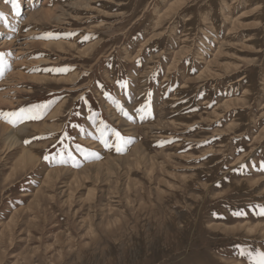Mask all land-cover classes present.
<instances>
[{
	"label": "rangeland",
	"instance_id": "374dc122",
	"mask_svg": "<svg viewBox=\"0 0 264 264\" xmlns=\"http://www.w3.org/2000/svg\"><path fill=\"white\" fill-rule=\"evenodd\" d=\"M18 10L0 0V113L48 107L0 115V264H255L264 0Z\"/></svg>",
	"mask_w": 264,
	"mask_h": 264
},
{
	"label": "snow or ice",
	"instance_id": "6c2138e0",
	"mask_svg": "<svg viewBox=\"0 0 264 264\" xmlns=\"http://www.w3.org/2000/svg\"><path fill=\"white\" fill-rule=\"evenodd\" d=\"M13 7L17 10V14H19L18 10V0H11ZM51 33L46 34V36H51ZM87 39V37H85ZM4 53H0V64H3ZM51 71H64V69H52ZM48 104H41V105H33L31 109H24L21 108L15 112H7V113H0L6 119H8L9 123L15 124L18 120H33V119H40L41 114L44 110H46ZM113 134L117 138V150H121L122 143L124 142L125 138L118 132L113 130ZM105 146H108L107 141H105ZM47 159V157H45ZM259 208L258 214L264 216V206H257ZM236 215H242L243 213H235ZM241 255H245V250H240ZM251 259L255 261V264H264V252H259L256 254L255 257L252 256L251 253H247Z\"/></svg>",
	"mask_w": 264,
	"mask_h": 264
},
{
	"label": "bare ground",
	"instance_id": "6f19581e",
	"mask_svg": "<svg viewBox=\"0 0 264 264\" xmlns=\"http://www.w3.org/2000/svg\"><path fill=\"white\" fill-rule=\"evenodd\" d=\"M76 5V4H75ZM74 5V6H75ZM80 7V6H79ZM82 7V6H81ZM49 16L51 15L50 11L48 10L46 13H45V16ZM7 40V39H6ZM2 44L6 45V42H1ZM8 43V42H7ZM1 44V45H2ZM12 44V43H11ZM9 44V45H11ZM62 46V45H61ZM5 64V63H4ZM18 65V63H16ZM1 66V65H0ZM1 74V73H0ZM1 77V76H0ZM33 79H36V76H33ZM67 79V78H66ZM66 79H59V80H66ZM5 100L3 99V96H2V93H0V103H2V101ZM26 126V125H25ZM31 126H34V125H31ZM28 127V126H27ZM25 127H22V129H24ZM13 129V128H12ZM8 125L0 122V136L3 132H7L9 133V140L10 142L12 141L13 143L17 144L18 143V140H17V133L14 132ZM16 129V128H15ZM152 129V128H151ZM22 132V131H21ZM20 135V134H19ZM19 139V138H18ZM243 225V224H242ZM241 226V225H240Z\"/></svg>",
	"mask_w": 264,
	"mask_h": 264
}]
</instances>
